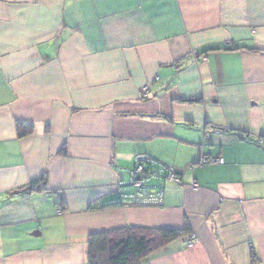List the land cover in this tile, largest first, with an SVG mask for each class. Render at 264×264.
<instances>
[{
	"label": "crops",
	"instance_id": "0c3cea01",
	"mask_svg": "<svg viewBox=\"0 0 264 264\" xmlns=\"http://www.w3.org/2000/svg\"><path fill=\"white\" fill-rule=\"evenodd\" d=\"M139 156L160 204L120 200ZM186 226L142 264H264V0H0V264Z\"/></svg>",
	"mask_w": 264,
	"mask_h": 264
},
{
	"label": "trees",
	"instance_id": "16d2710c",
	"mask_svg": "<svg viewBox=\"0 0 264 264\" xmlns=\"http://www.w3.org/2000/svg\"><path fill=\"white\" fill-rule=\"evenodd\" d=\"M227 46L226 50H232ZM239 48H234L237 50ZM257 51V50H253ZM19 138L31 135L33 126L18 124ZM38 183L45 184L46 177L32 183L31 188ZM119 202L114 206H121ZM113 206V205H112ZM190 228L186 226L183 231L124 227L113 231L96 233L88 239V264H142L153 253L166 247L168 244L190 235Z\"/></svg>",
	"mask_w": 264,
	"mask_h": 264
},
{
	"label": "built area",
	"instance_id": "2783aa9c",
	"mask_svg": "<svg viewBox=\"0 0 264 264\" xmlns=\"http://www.w3.org/2000/svg\"><path fill=\"white\" fill-rule=\"evenodd\" d=\"M225 162L222 158L203 157L200 165H223ZM193 169V168H192ZM154 181L180 183L179 173L171 167L164 165L148 156H139L136 162V168L131 173V183L129 186H121V202L127 205L134 204H160L162 193L155 198L146 196L147 190L152 187ZM197 187V185H194ZM125 191H135L136 194L125 195ZM197 239L194 235H189L185 239L188 249L196 245Z\"/></svg>",
	"mask_w": 264,
	"mask_h": 264
}]
</instances>
